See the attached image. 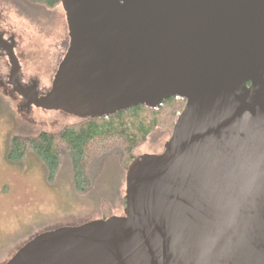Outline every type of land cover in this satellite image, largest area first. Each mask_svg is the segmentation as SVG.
<instances>
[{
	"label": "water",
	"instance_id": "water-1",
	"mask_svg": "<svg viewBox=\"0 0 264 264\" xmlns=\"http://www.w3.org/2000/svg\"><path fill=\"white\" fill-rule=\"evenodd\" d=\"M61 5L68 46L35 106L185 104L163 151L129 163L123 214L41 231L2 264H264V0Z\"/></svg>",
	"mask_w": 264,
	"mask_h": 264
},
{
	"label": "rangeland",
	"instance_id": "rangeland-1",
	"mask_svg": "<svg viewBox=\"0 0 264 264\" xmlns=\"http://www.w3.org/2000/svg\"><path fill=\"white\" fill-rule=\"evenodd\" d=\"M18 12L6 11L4 16H0V27L15 33L21 40V46L30 51L36 48L41 39L34 20L36 17L29 11ZM6 17L7 19H4ZM2 64L4 65L5 62L0 57V75L2 76L0 82L3 86L5 81ZM23 68L28 77L35 75L34 73L38 71V62L30 52L23 60ZM3 88L9 91L5 86ZM13 101L0 94V264L9 259L28 239L41 231L61 225H78L97 219L100 215L102 196L110 199L115 215H120L123 208L121 197L124 183L119 170H117L118 198H115L112 194H115L117 189L116 171L113 174H111L112 171L106 174L108 170L105 169L108 167L103 173L109 182L102 184L104 187L106 185L107 189L96 183V189L85 193L86 195H79L72 185L71 171L67 162H63L52 181L48 179L44 164L31 151L22 162L12 164L6 162L4 159L6 144L11 135L57 130L64 124L78 120L73 116L55 111L34 110L30 115H24V112L18 110L16 99ZM32 120L36 124L32 123ZM165 139V135H153L150 141L139 150V154L159 153Z\"/></svg>",
	"mask_w": 264,
	"mask_h": 264
},
{
	"label": "trees",
	"instance_id": "trees-1",
	"mask_svg": "<svg viewBox=\"0 0 264 264\" xmlns=\"http://www.w3.org/2000/svg\"><path fill=\"white\" fill-rule=\"evenodd\" d=\"M184 104L182 98H170L157 108L136 105L108 117L64 124L57 130L13 134L6 144L4 159L11 164L22 162L31 151L44 164L50 181L63 162H67L72 185L79 195H84L96 189V183L106 184L103 173L106 167V174L111 171L117 174L119 170L124 180L129 163L153 135L170 136ZM102 187L107 189L106 185ZM100 200L98 218L115 215L110 199L102 196ZM121 206H125L124 198Z\"/></svg>",
	"mask_w": 264,
	"mask_h": 264
},
{
	"label": "flooded vegetation",
	"instance_id": "flooded-vegetation-1",
	"mask_svg": "<svg viewBox=\"0 0 264 264\" xmlns=\"http://www.w3.org/2000/svg\"><path fill=\"white\" fill-rule=\"evenodd\" d=\"M8 10L23 13L29 11L32 16H35L36 18L33 19L36 22L41 39L36 48L28 51V49L21 46V40L18 39L15 33L8 31L5 27H0V57L3 58L5 62L4 65L2 64L4 66L3 76L5 84L2 86L0 82V94L8 97L11 101L16 99L17 108L20 112H24V115H30L34 110L52 112L35 106L33 97L34 95L42 96L49 90L54 73L68 46V29L61 0H55L51 3L45 0H0V16L2 17ZM4 19H7V17ZM42 37L44 38L42 39ZM29 52L38 62V71L34 73L35 75L30 77H28L23 68V60ZM10 54L14 55V59L18 65L15 74H12L13 68L10 62ZM0 79H2L1 75ZM13 81L21 85L23 93L19 94L15 92ZM4 86L8 88L9 91L4 90ZM8 92H10L11 96L10 94L7 95ZM32 123L36 124L34 120H32ZM168 137L169 136L166 137L161 151H163L164 144ZM125 175L126 171L123 180L124 189ZM107 182L109 181L104 180V183ZM116 186V193L112 195L118 198V178ZM124 195L123 191V196L121 198H124ZM123 211L124 207L121 208V214H123Z\"/></svg>",
	"mask_w": 264,
	"mask_h": 264
}]
</instances>
